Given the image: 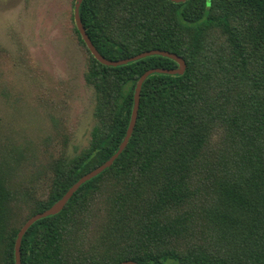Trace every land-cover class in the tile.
Returning a JSON list of instances; mask_svg holds the SVG:
<instances>
[{
	"label": "trees",
	"instance_id": "1",
	"mask_svg": "<svg viewBox=\"0 0 264 264\" xmlns=\"http://www.w3.org/2000/svg\"><path fill=\"white\" fill-rule=\"evenodd\" d=\"M79 17L107 60L160 50L186 69L146 78L124 150L27 230L20 263L264 264V0H83ZM73 31L95 125L78 156L50 159L29 186L15 181L23 153L0 157V264H15L30 217L117 152L139 78L178 67L162 56L104 66Z\"/></svg>",
	"mask_w": 264,
	"mask_h": 264
},
{
	"label": "rangeland",
	"instance_id": "2",
	"mask_svg": "<svg viewBox=\"0 0 264 264\" xmlns=\"http://www.w3.org/2000/svg\"><path fill=\"white\" fill-rule=\"evenodd\" d=\"M76 0H0V157L24 156L15 181L29 186L50 159L78 156L95 125L84 82L88 55L73 27ZM42 182L33 188L44 191Z\"/></svg>",
	"mask_w": 264,
	"mask_h": 264
},
{
	"label": "water",
	"instance_id": "3",
	"mask_svg": "<svg viewBox=\"0 0 264 264\" xmlns=\"http://www.w3.org/2000/svg\"><path fill=\"white\" fill-rule=\"evenodd\" d=\"M83 0H76L74 4V9H73V20L75 23V26L84 41L85 45L87 46L89 52L91 55L102 65L104 66H110V67H117L121 65H126L131 62H135L137 60L149 57V56H162L169 58L173 61L176 62L177 64V69L173 70H163V69H151L146 71L138 80L136 89H135V94H134V104H133V109L131 112V117H130V122L126 130L125 137L120 144L117 152L111 156L106 162L98 166L97 168L93 169L92 171L84 174L83 176L80 177V179L75 182L68 190L67 192L62 196L61 199H59L57 202H55L50 208L47 210L35 214L32 217H30L24 225L21 227L19 230L16 240H15V264H21L20 263V246H21V241L27 230L38 220L50 216H54L58 214L66 205L68 200L73 196V194L78 190V188L83 185L84 183L88 182L92 178L96 177L97 175L101 174L104 170L108 169L113 162L116 160V158L119 156V154L124 150L126 147L131 134L133 132L135 123H136V117H137V112H138V106H139V98H140V90L143 82L146 80V78L152 74H168V75H182L186 69V64L185 61L178 57L175 54L169 53L167 51H160V50H150L143 52L141 54H138L136 56H133L131 58L123 59V60H117V61H112V60H107L104 57H102L99 52L95 49L93 44L91 43L89 37L87 36L84 27L82 25V22L79 17V8ZM173 3H183L188 0H170ZM120 264H136L130 261L127 262H122Z\"/></svg>",
	"mask_w": 264,
	"mask_h": 264
}]
</instances>
